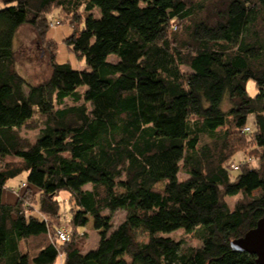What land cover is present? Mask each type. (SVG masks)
Returning a JSON list of instances; mask_svg holds the SVG:
<instances>
[{"label":"trees","instance_id":"16d2710c","mask_svg":"<svg viewBox=\"0 0 264 264\" xmlns=\"http://www.w3.org/2000/svg\"><path fill=\"white\" fill-rule=\"evenodd\" d=\"M0 1V264H59L58 244L62 264H258L231 242L264 217V0ZM55 11L90 69L58 63L54 41L50 76L30 84L15 39L26 24L49 38ZM23 128H39L34 142ZM21 175L44 215L61 217L68 194L70 227L92 221L98 246L51 239L30 196L6 203Z\"/></svg>","mask_w":264,"mask_h":264},{"label":"rangeland","instance_id":"374dc122","mask_svg":"<svg viewBox=\"0 0 264 264\" xmlns=\"http://www.w3.org/2000/svg\"><path fill=\"white\" fill-rule=\"evenodd\" d=\"M95 14L100 16L99 9H95ZM53 19H57L58 15L56 11L52 13L51 16ZM61 22V21H60ZM51 27V28H50ZM49 27L48 37L45 38L40 37L36 30L31 25H23L18 33L17 39H15V49H16V60L17 66L20 74L27 80L28 83H40L47 79L51 74V66H50V56L48 47L50 44L57 43V54L56 61L58 63L69 62L74 68L77 69H90V66L86 63L84 59L79 58L72 50H70L65 42V38L69 36L72 32L71 25L69 23L58 24L56 27ZM45 44V46H44ZM189 70L188 68H185ZM86 87L81 88V91H84ZM248 89L251 94L256 93L255 83L250 81L248 84ZM37 121V120H36ZM21 134L28 138L30 141L34 142L39 134V128H23L21 130ZM250 139H247V146L245 149L238 151L234 157L233 161L239 162L242 159H246V153L252 149L251 144H249ZM246 148H249L246 150ZM254 157V156H253ZM256 158L251 159V164H255L254 162ZM233 163V162H231ZM24 175L18 176L14 179L9 180L8 188L16 185H20L24 180ZM187 174L182 170L179 173L180 179H185ZM21 190H19L14 197L8 199L10 202H17L19 197L25 196L29 197L28 203L25 205V213L26 215H35L39 218H47V222L49 223L50 229V237H53L54 229L56 227H65L71 232V240L75 241L78 247L82 251H89L95 249L98 246V242L100 240L99 232L94 229L92 221L85 227L80 230L75 229V227H70V218H71V210L74 206L72 199L68 194H61L59 196V200L61 202L60 213L61 217H50L47 214H43L40 211V200L41 195L35 189H28L26 187L21 186ZM8 189L5 190L3 195L4 200L6 201V193H8ZM19 195V197H18ZM241 198V195L237 196H229L226 198L231 208L234 207L235 203ZM28 199V198H27ZM126 212L124 210H118L114 214L113 224L116 227L119 223H121L125 218ZM56 226V227H55ZM54 227V229H53ZM170 236L174 237L176 240H182L188 246H200L201 241L192 233H187L184 230H178L170 234ZM142 239L145 237L141 236ZM35 245V243H33ZM31 244L30 246H32ZM58 248H60L61 252L59 255L58 262L63 259L64 253L62 249L64 246L58 244ZM25 244L24 247H26Z\"/></svg>","mask_w":264,"mask_h":264},{"label":"water","instance_id":"95a60500","mask_svg":"<svg viewBox=\"0 0 264 264\" xmlns=\"http://www.w3.org/2000/svg\"><path fill=\"white\" fill-rule=\"evenodd\" d=\"M231 246L235 251L256 255L257 263L264 264V217L244 236L233 240Z\"/></svg>","mask_w":264,"mask_h":264},{"label":"built area","instance_id":"2783aa9c","mask_svg":"<svg viewBox=\"0 0 264 264\" xmlns=\"http://www.w3.org/2000/svg\"><path fill=\"white\" fill-rule=\"evenodd\" d=\"M58 24H60V21L57 19H52L50 21V26H52V27H56ZM245 130L249 132L250 128L247 127ZM230 167L232 170H238L240 167V163L233 162V163H231ZM70 238H71V232L67 228L56 227L54 230V233H53V237L51 239L55 240L58 243H65V242H68L70 240Z\"/></svg>","mask_w":264,"mask_h":264},{"label":"crops","instance_id":"0c3cea01","mask_svg":"<svg viewBox=\"0 0 264 264\" xmlns=\"http://www.w3.org/2000/svg\"><path fill=\"white\" fill-rule=\"evenodd\" d=\"M3 6V4L1 3V1H0V7H2ZM21 29V28H20ZM20 29H19V31H20ZM19 31H18V33H19ZM17 36H18V34H17ZM16 39H17V37H16ZM17 69H18V66H17ZM19 71V70H18ZM24 178H25V176H24ZM8 189V193H6V203H9V204H14V203H16V202H10V201H8V199H10L11 200V198H13L14 197V194H16L19 190H21L22 188L20 187V185L18 184V185H16V186H12V187H10V188H8V185H7V187H6V190ZM18 197H19V195H18ZM62 262H63V260H61L60 262H59V264H62Z\"/></svg>","mask_w":264,"mask_h":264}]
</instances>
